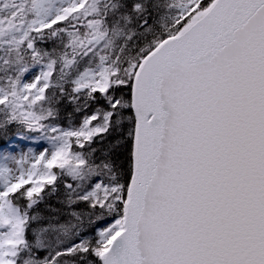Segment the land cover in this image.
Returning <instances> with one entry per match:
<instances>
[{
    "label": "snow or ice",
    "instance_id": "obj_1",
    "mask_svg": "<svg viewBox=\"0 0 264 264\" xmlns=\"http://www.w3.org/2000/svg\"><path fill=\"white\" fill-rule=\"evenodd\" d=\"M0 264H264V0H0Z\"/></svg>",
    "mask_w": 264,
    "mask_h": 264
}]
</instances>
